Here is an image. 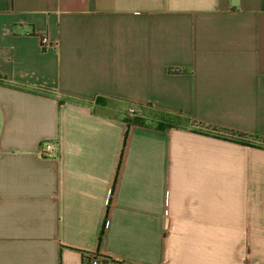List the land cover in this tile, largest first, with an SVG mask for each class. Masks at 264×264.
<instances>
[{
  "label": "crops",
  "instance_id": "crops-1",
  "mask_svg": "<svg viewBox=\"0 0 264 264\" xmlns=\"http://www.w3.org/2000/svg\"><path fill=\"white\" fill-rule=\"evenodd\" d=\"M0 74V264H264V0H0Z\"/></svg>",
  "mask_w": 264,
  "mask_h": 264
},
{
  "label": "trees",
  "instance_id": "trees-1",
  "mask_svg": "<svg viewBox=\"0 0 264 264\" xmlns=\"http://www.w3.org/2000/svg\"><path fill=\"white\" fill-rule=\"evenodd\" d=\"M169 71H179V69H170ZM0 85H10L7 82V77L4 75H1V74H0ZM34 92H36V91H34ZM96 103L99 105H103V106L114 103V104H117V106H119L120 109H121V106H123L122 109L124 111L125 120L128 122V127L126 129L125 134H124V141H123V146H122V151H121V156H120V162L122 160L123 153L125 150L126 142H127L128 135H129V125L131 123L138 124V125H146V124H149L151 122H154L156 124V126L159 127L160 129H166V128H170V127H179V126H181L183 121H185L184 117L181 114H171L168 112L159 111L150 103L146 104V105L134 107V112L132 114L129 113V107L131 104H121L119 102L107 100V99L101 98V97L97 98ZM193 124L200 127V130L204 129V130H209L211 132H213V131L223 132V133L228 134L226 136H228L232 139L238 140L241 143H247V144L250 143L246 139V137H248V136L242 132L224 130V129H220V128H217L214 126H205L204 124H202L200 122H195V121H193ZM262 141L264 143V140H262ZM108 211H109V207H108L107 212H106V219H107ZM106 219L104 220V223H103V225L100 229V233H99V238H98V247L99 248L102 245L104 235H105ZM92 256H94V257L100 256V257H106L107 258V256L100 255L99 253L86 252V253H84L85 264H89Z\"/></svg>",
  "mask_w": 264,
  "mask_h": 264
},
{
  "label": "built area",
  "instance_id": "built-area-1",
  "mask_svg": "<svg viewBox=\"0 0 264 264\" xmlns=\"http://www.w3.org/2000/svg\"><path fill=\"white\" fill-rule=\"evenodd\" d=\"M134 112V107H129V113L132 114ZM54 149V144L51 142L45 143L39 150L40 154L44 157H51L53 156L52 151ZM89 264H111V259L106 257H94L92 256L90 259Z\"/></svg>",
  "mask_w": 264,
  "mask_h": 264
},
{
  "label": "rangeland",
  "instance_id": "rangeland-1",
  "mask_svg": "<svg viewBox=\"0 0 264 264\" xmlns=\"http://www.w3.org/2000/svg\"><path fill=\"white\" fill-rule=\"evenodd\" d=\"M111 106L112 107H115L116 105L113 103V104H111ZM97 109H99V110H105V111L107 110L106 108L102 109L101 107H97ZM108 110L111 111V113H116L117 112V110L116 109H113V108H111V109L109 108Z\"/></svg>",
  "mask_w": 264,
  "mask_h": 264
}]
</instances>
